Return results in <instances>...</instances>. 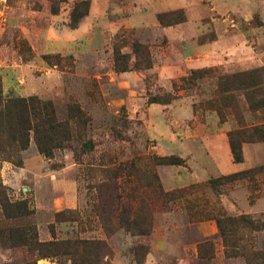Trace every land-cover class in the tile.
I'll return each instance as SVG.
<instances>
[{
  "label": "rangeland",
  "instance_id": "374dc122",
  "mask_svg": "<svg viewBox=\"0 0 264 264\" xmlns=\"http://www.w3.org/2000/svg\"><path fill=\"white\" fill-rule=\"evenodd\" d=\"M254 69L219 112V83ZM31 97L51 103L61 146L47 157L32 129L10 139L23 119L2 121L0 264H73L27 252L11 234L26 228L103 242L91 264H264V138L248 134L264 124V0H0V108ZM152 175L183 197L127 222Z\"/></svg>",
  "mask_w": 264,
  "mask_h": 264
},
{
  "label": "trees",
  "instance_id": "16d2710c",
  "mask_svg": "<svg viewBox=\"0 0 264 264\" xmlns=\"http://www.w3.org/2000/svg\"><path fill=\"white\" fill-rule=\"evenodd\" d=\"M124 70V69H122ZM259 71L258 69H254L252 71L243 72L241 74H237L232 76L234 80L232 81V86H228L226 81H222L219 83V90L217 96L211 100L217 102L218 105V111L222 112L223 106L226 104V101L230 99L233 95L230 93H227L229 90L232 89H240V88H248L250 86H258V80H259ZM257 72V73H256ZM193 79V74L190 75ZM190 77L183 79L185 82H191ZM234 82V83H233ZM236 84V85H235ZM249 94H254V91H250ZM33 102L35 104H33ZM264 103V100L262 101ZM1 106V103H0ZM41 114L42 116H40ZM7 115V116H5ZM11 116H14L15 119L18 121L20 119H23L24 126L19 129L18 126H15V128L10 127L9 128V137L10 139L14 138V134H19L20 136L25 135L27 137L29 130L32 129L34 133V137L36 138L37 142V148L38 150L43 153L47 157L52 156L53 149L56 147L61 146V140L58 139L59 137L57 132V127L59 124L57 123L55 119L54 110L52 108V105L48 101H40L38 99L34 98H12L9 99L6 102V105L0 108V138L4 134V129L2 127V121H4V118H7L8 120L13 118ZM42 126V137L38 134V128ZM251 137H263L264 138V124L261 126H253L251 128V132L248 133ZM60 140V141H59ZM229 144L231 148V152L233 155V160L238 163L242 162V149H241V138L239 137L238 132H231L229 133ZM158 163H167V164H179L181 163V159L178 157L173 156H162L158 157ZM250 172L251 170L246 171H239L234 172L230 175H226L223 177V179H230V178H236L239 177L247 172ZM156 175L150 176L148 180L144 182V185L142 186V192L137 195L136 187L133 185L131 188V191L128 193V197L134 199V197L138 198V207L134 210L125 207L124 211L127 215V222H130L133 219H138V213H136V210H141L143 207H148L150 202H154L155 200L165 202V201H173L178 198L183 197V192L186 189H180L175 191H164L161 188V185L157 181ZM111 188H116V183H112ZM192 189V187L189 188V190ZM117 190V189H116ZM113 194V192H110ZM113 197V195H111ZM147 201V202H146ZM157 202L155 201L154 204ZM140 206V207H139ZM62 214V211H59L56 213V215ZM132 214L134 215L132 217ZM126 216H123L121 219L125 218ZM130 217H132L130 219ZM218 222V221H217ZM247 222V221H246ZM257 227V225H255ZM126 228H131L129 225H127ZM11 230V229H10ZM132 234L135 235H148L150 233V227H147L146 225L138 224L134 229H127ZM15 231L16 239H22L24 241L23 248L26 249L29 253H34L37 251V255L39 257H47V256H57L58 254L67 253L69 255H72L71 260L73 264H91L90 256L92 257H98L102 256L103 254H107V246L98 240L95 239H65V240H57L53 239L50 241H40L37 238V233L33 229L32 231L29 230V228L22 229V230H12L11 234H13ZM10 232V231H9ZM15 239H11L13 242L12 246H19V243L14 241ZM63 250V251H59ZM148 252V247L145 249V253ZM82 254L79 259V262L76 263L74 259V255H80ZM85 258H84V257ZM260 261H257L255 263H262L264 261V255H262ZM31 264V263H30ZM36 264V262H34ZM141 264V263H139Z\"/></svg>",
  "mask_w": 264,
  "mask_h": 264
},
{
  "label": "crops",
  "instance_id": "0c3cea01",
  "mask_svg": "<svg viewBox=\"0 0 264 264\" xmlns=\"http://www.w3.org/2000/svg\"><path fill=\"white\" fill-rule=\"evenodd\" d=\"M38 264V263H37ZM45 264H53L52 262H48V263H45Z\"/></svg>",
  "mask_w": 264,
  "mask_h": 264
}]
</instances>
